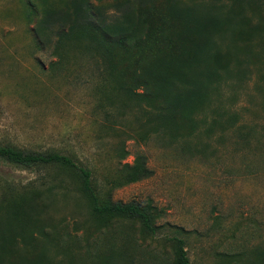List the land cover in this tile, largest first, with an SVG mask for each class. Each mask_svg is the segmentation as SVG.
<instances>
[{
    "label": "rangeland",
    "instance_id": "1",
    "mask_svg": "<svg viewBox=\"0 0 264 264\" xmlns=\"http://www.w3.org/2000/svg\"><path fill=\"white\" fill-rule=\"evenodd\" d=\"M62 1L0 0V146L70 156L91 172L100 197L155 207V234L130 220L96 221L72 170L0 160V246L13 248L21 264H96L107 252L114 264H173L180 239L189 264H262L264 45L261 64L244 81L222 85L193 135L172 139L133 102L119 116L118 96L103 92L70 43L59 47L57 63L55 29L35 30L43 7L58 10ZM101 4L106 12L112 1ZM136 155L151 176L128 183L124 165ZM48 237L53 243L39 247Z\"/></svg>",
    "mask_w": 264,
    "mask_h": 264
},
{
    "label": "trees",
    "instance_id": "2",
    "mask_svg": "<svg viewBox=\"0 0 264 264\" xmlns=\"http://www.w3.org/2000/svg\"><path fill=\"white\" fill-rule=\"evenodd\" d=\"M45 1L44 7L49 4ZM111 1L106 12L100 11L103 0H98L97 7L90 0H63L58 10L43 7L35 31L52 34L55 29L57 63L63 59L57 51L64 42L87 59L103 92L109 88L110 94L118 96L119 116L126 102H133L147 122L156 123L155 132L167 131L172 139L192 136L198 128V115L220 94L222 85L244 81L263 61L259 50L264 45L262 0ZM257 15L260 19L254 22ZM88 76L87 82L92 75ZM0 160L25 170L54 165L72 170L96 221L130 220L155 234V207L100 197L91 172L70 156L0 146ZM124 168L128 183L151 176L142 155ZM54 239H41L39 247ZM175 241L173 264H189L183 240ZM39 249L43 255L45 251ZM115 255L107 252L96 264H114ZM262 261L264 264V255ZM0 264L21 262L16 251L3 244Z\"/></svg>",
    "mask_w": 264,
    "mask_h": 264
}]
</instances>
